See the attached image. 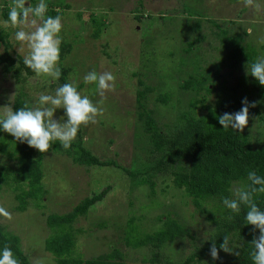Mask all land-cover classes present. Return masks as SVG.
<instances>
[{"label": "rangeland", "instance_id": "374dc122", "mask_svg": "<svg viewBox=\"0 0 264 264\" xmlns=\"http://www.w3.org/2000/svg\"><path fill=\"white\" fill-rule=\"evenodd\" d=\"M53 3L62 18L61 49L64 50L59 66L67 70L66 82H75L81 95H87L95 103L100 100L94 84H85L83 77L90 71H111L115 77L114 90L106 93L103 115L95 124L81 127L74 142L89 152L91 157L105 166H78L68 157L47 153L41 162L40 185L45 191L38 203L30 202L23 212H16L13 192L0 188V207L5 208L11 219L0 216V226L15 235L20 249L32 264L33 257L42 258L45 264L53 259L43 251V240L48 231L44 220L49 214L69 212L81 199L98 194L106 189L101 200L95 202L79 218L73 229L74 246L82 259L117 248L125 264L142 263L149 257V249H130L124 246L122 237L129 219L137 233L155 231L161 221L171 218L181 224L190 237L174 241L160 250L161 260L181 262L194 248L199 247L211 232L183 191L171 184L169 172L177 167L186 168L187 158H173L163 166L157 164L160 155L152 151L151 143L137 119L136 92L144 91L139 103L164 135L171 134L180 114L200 115L197 108L190 110L189 102L202 96L195 89L183 90L182 83L200 69H211L221 59L214 34V23L227 36L240 35L241 46L254 49L256 59L264 57V0H255L256 7H246L243 0H46ZM33 6L38 0H29ZM11 0H0V21L8 18ZM5 15V16H4ZM139 17V20L135 19ZM99 21V33L92 37L89 18ZM18 29L0 25L6 35L12 56L24 59L28 49L14 39ZM27 30V29H26ZM247 63L239 59L233 69L225 66L220 70L225 90L206 94L205 103L211 105L217 98L253 99L257 114L249 116L246 134L253 148L264 142L259 117L264 116V99H254L248 90ZM240 77L241 86L236 80ZM22 87L32 107L38 105L41 92L54 94L56 80L47 76L26 77L15 81L9 74L0 71V107L9 104L10 98ZM167 95L160 103L157 96ZM64 115L58 109L54 119ZM1 144L7 149L11 144L6 139ZM11 163L0 155V168ZM148 179L146 183L136 181ZM245 185L232 183L233 188ZM264 195V194H263ZM102 226H99V225ZM230 246L235 252L239 243L230 237ZM237 255L219 251V259L207 256L202 261L208 264H237ZM201 261V262H202ZM193 263V264H201Z\"/></svg>", "mask_w": 264, "mask_h": 264}, {"label": "trees", "instance_id": "16d2710c", "mask_svg": "<svg viewBox=\"0 0 264 264\" xmlns=\"http://www.w3.org/2000/svg\"><path fill=\"white\" fill-rule=\"evenodd\" d=\"M48 11L46 16L55 17L61 15L55 11L53 3L46 2ZM5 16V15H4ZM139 20V17L135 16ZM92 26V37L99 33V21L93 17L89 18ZM216 29L215 38L218 49L223 57L216 61L211 69H200L194 76L182 83L183 90L195 89L203 92L202 96L190 101V110L202 111L200 115L180 114L171 134L164 135L157 129L152 118L144 110L139 100L143 98L144 91L136 92L135 104L138 108L137 119L141 129L146 134L152 146V151L160 155V166L170 163L173 158H187L186 168L177 167L169 172L171 184L175 189L183 191L186 198L190 200L195 210L204 217L205 222L211 227L209 237L194 248L181 262L174 264L199 263L210 255L212 243L219 245L223 243V237L228 235L239 243L237 264H253L251 253L253 246L251 242L254 237L259 236V230L246 224L245 215L247 207L242 206L239 214L232 213L223 205V198H231L230 186L232 183L245 184L249 171H255L264 177V142L258 147L251 146L248 137L243 132L234 131L231 128L224 130L219 124L217 117L224 113H235L242 108V98L221 99L217 98L213 104L205 103L206 94L216 92L221 94L225 90L224 80L220 76L222 67L233 69L239 59L242 58L248 66L256 61L254 49L248 45L241 46L240 35L227 36V33ZM11 46L6 41V35L0 32V71L9 74L15 81L21 82L34 73L26 68L23 59L16 55L12 56L8 50ZM64 50L61 49L60 59ZM61 77L56 80L60 86L66 82L67 70L61 67ZM248 90L252 98L264 99V87L260 86L255 78L248 76ZM237 87L241 85L240 77L236 80ZM13 97L11 105L13 110H18L27 104L32 107L22 87L18 89ZM160 103L168 100L167 95L157 96ZM251 104L253 99L248 100ZM257 114L255 109L249 110V116ZM259 122L264 135V116L259 117ZM80 131V130H79ZM79 133V132H78ZM6 139L11 144L7 149L1 141ZM47 153L68 157L70 161L78 166H105L104 162L91 157L88 151L83 149L79 142H73L70 149L65 150L56 141ZM27 145L20 143L9 134L0 129V155L9 161L11 166L0 168V188H8L16 201L14 210L23 212L30 202L38 203L42 200L45 191L40 185L41 162L44 154ZM146 183L151 187L148 179L135 182ZM106 189L98 194L81 199L72 209L64 214H49L45 217L44 224L48 231L43 240V251L50 255L53 264H125L123 254L117 248H111L108 252L82 259L75 251L74 235L79 229H73V224L85 216L88 209L97 201L101 200ZM258 206L264 210V195L258 194L254 197ZM232 219H229V217ZM99 226H102L101 224ZM189 232L179 223L171 218L165 217L160 226L151 233H137L132 219L126 224L122 237L124 246L130 249L141 247L148 248V258H143L146 264H173L161 260L160 250L174 241L189 238ZM8 245L20 264H30L20 249L18 237L4 231L0 226V252ZM220 251V250H219ZM210 264V263H209Z\"/></svg>", "mask_w": 264, "mask_h": 264}, {"label": "clouds", "instance_id": "9594fccd", "mask_svg": "<svg viewBox=\"0 0 264 264\" xmlns=\"http://www.w3.org/2000/svg\"><path fill=\"white\" fill-rule=\"evenodd\" d=\"M246 7H256L255 0H243ZM48 5L46 0H38L33 6L29 0H11L8 11V18L0 21L4 28L9 26L18 29L14 39L28 49L24 56L23 64L34 73L35 78L42 76L59 80L61 68L59 66L61 55L62 18L46 16ZM27 29V30H26ZM264 44V37L259 41ZM246 74L255 78L260 86L264 87V57H259L250 66L246 65ZM116 77L111 71L88 72L83 77L85 84H94L96 94L101 98L93 102L87 95H81L75 82L64 83L55 89L54 94L41 92L38 98V105L13 110V96L9 104L0 107V129L12 136L15 141L27 143L40 153H47L54 142L58 141L65 150L70 149L75 141L81 127L95 124L97 117L103 115L104 98L106 93L114 90ZM259 102L251 104L244 98L242 108L235 113H224L217 117L219 124L224 130L231 128L242 133L248 126L249 108L256 107ZM58 109H63L64 115L58 120L54 116ZM247 183L243 186L233 188V198H223L222 202L226 209L234 214L241 212L242 206L247 207L245 220L247 225L259 230V236L254 237L251 245L253 251L251 258L253 264H264V210L256 203L254 197L264 194V177L255 171L247 174ZM0 216L11 219V214L3 207H0ZM229 219H232L230 216ZM219 250L225 253L239 255L230 246V236L223 237V243ZM219 250L216 243H212L210 255L213 260L219 259ZM0 264H20L19 259L14 255L8 245L0 252ZM32 264H45L39 257H33ZM201 264H208L202 261Z\"/></svg>", "mask_w": 264, "mask_h": 264}]
</instances>
